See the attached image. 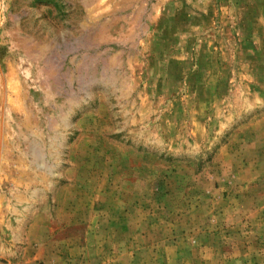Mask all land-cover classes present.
I'll return each mask as SVG.
<instances>
[{
	"label": "rangeland",
	"instance_id": "obj_1",
	"mask_svg": "<svg viewBox=\"0 0 264 264\" xmlns=\"http://www.w3.org/2000/svg\"><path fill=\"white\" fill-rule=\"evenodd\" d=\"M0 252L264 264V0H0Z\"/></svg>",
	"mask_w": 264,
	"mask_h": 264
},
{
	"label": "crops",
	"instance_id": "obj_2",
	"mask_svg": "<svg viewBox=\"0 0 264 264\" xmlns=\"http://www.w3.org/2000/svg\"><path fill=\"white\" fill-rule=\"evenodd\" d=\"M63 226H61V228H62ZM62 240V239H61ZM70 241H68V239L67 240H62V242H61V244H65V243H67L68 245L69 244H71V243H73V242H70ZM85 249H86V247H82L81 249H78V251H76L75 250V252H69L70 253V255H73V256H76V255H78L80 252L81 253H84L85 252ZM78 253V254H77ZM78 258H75V259H73V262H78V260H79V262H80V264H87L86 263V261H85V257H82V258H80V256H77ZM22 259H24V258H22ZM81 259V260H80ZM27 260H28V258L26 259H24V263H26L27 262ZM12 263V260H9V259H7V256L6 255H2L1 254V252H0V264H11Z\"/></svg>",
	"mask_w": 264,
	"mask_h": 264
}]
</instances>
